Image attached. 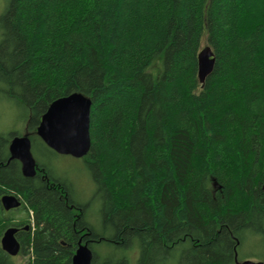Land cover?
<instances>
[{
  "label": "trees",
  "instance_id": "trees-1",
  "mask_svg": "<svg viewBox=\"0 0 264 264\" xmlns=\"http://www.w3.org/2000/svg\"><path fill=\"white\" fill-rule=\"evenodd\" d=\"M202 41L215 63L200 83ZM73 92L91 100L81 158L100 230L36 131ZM1 96L26 119L24 132H0V195L20 197L24 213L0 203V238L18 226L25 259L0 244V264H70L84 243L91 264H129L133 246L136 264H173L175 251L174 264H234L253 235L264 264V0H5ZM14 136L31 141L33 176L11 158Z\"/></svg>",
  "mask_w": 264,
  "mask_h": 264
},
{
  "label": "water",
  "instance_id": "water-1",
  "mask_svg": "<svg viewBox=\"0 0 264 264\" xmlns=\"http://www.w3.org/2000/svg\"><path fill=\"white\" fill-rule=\"evenodd\" d=\"M215 63L214 52L209 46L199 49L197 53L198 80L203 83L212 72ZM91 100L80 92H73L59 97L51 102L46 112L40 118L37 134L45 144L58 154H70L74 157L84 156L90 147L89 114ZM11 158L21 162V169L25 176L36 173V163L31 152V141L26 136H14L9 142ZM264 192V182L262 184ZM2 208L10 210L18 208L21 203L13 194H5L0 198ZM16 227H7L0 238L2 249L11 256H15L21 249L16 237ZM92 251L84 244H78L72 255L70 264H91ZM235 264H263L262 261L244 259Z\"/></svg>",
  "mask_w": 264,
  "mask_h": 264
},
{
  "label": "rangeland",
  "instance_id": "rangeland-1",
  "mask_svg": "<svg viewBox=\"0 0 264 264\" xmlns=\"http://www.w3.org/2000/svg\"><path fill=\"white\" fill-rule=\"evenodd\" d=\"M5 5V0H0V13L2 12ZM204 41L201 43V48L205 47ZM200 48V49H201ZM160 64L159 72L153 73L150 70L151 65L148 67L152 74L154 80H156L161 71V61L157 59ZM154 61V62H155ZM158 69L157 65H154L152 70L156 72ZM25 110L24 108L16 101L8 99L4 96L0 97V132L6 134L12 130L25 131ZM41 149H43L41 147ZM33 156H36V153L32 151ZM45 162L49 164L50 170L55 177L67 179L74 188V196L76 200L85 205L86 208V217L87 220L95 225L97 230H100L99 223V207L100 202L94 198V183L90 176L89 171L86 169L84 161L81 157H74L70 154H46L43 158ZM22 207V206H21ZM19 207L15 212H10L14 220H20L24 213L22 208ZM262 239L261 236H250L244 239V241L239 245V248L236 253L238 261L244 259H250L253 261H260L256 253H262L261 245ZM129 264H136V258L138 254V249L132 247L128 251ZM17 261H24L25 257L21 254H17ZM178 252L175 251L172 256V263H175L177 260ZM262 261V260H261ZM235 264V263H234Z\"/></svg>",
  "mask_w": 264,
  "mask_h": 264
},
{
  "label": "bare ground",
  "instance_id": "bare-ground-1",
  "mask_svg": "<svg viewBox=\"0 0 264 264\" xmlns=\"http://www.w3.org/2000/svg\"><path fill=\"white\" fill-rule=\"evenodd\" d=\"M23 173V172H22ZM5 194H7V193H5ZM5 194H2V195H0V198L3 196V195H5ZM14 195V194H13ZM17 198H18V200L20 201V203L22 204V202H21V198L20 197H18L17 195H15ZM0 203H1V201H0ZM1 206H2V203H1ZM21 206V205H20ZM19 206V207H20ZM16 209V208H15ZM10 227V226H9ZM12 227H16V226H12ZM17 228V227H16Z\"/></svg>",
  "mask_w": 264,
  "mask_h": 264
},
{
  "label": "flooded vegetation",
  "instance_id": "flooded-vegetation-1",
  "mask_svg": "<svg viewBox=\"0 0 264 264\" xmlns=\"http://www.w3.org/2000/svg\"><path fill=\"white\" fill-rule=\"evenodd\" d=\"M21 202H22V200H21ZM21 206H23V203L21 204ZM20 206V207H21ZM19 208V207H18ZM18 208H16V209H18ZM4 210V209H3ZM10 210H14V209H10ZM5 212H8L9 210H4ZM11 226H16V225H11ZM9 227V226H8ZM17 227V231H16V234H17V232H18V229H20V228H18V226H16ZM15 234V235H16ZM247 259V258H246ZM260 260V259H259ZM261 261V260H260Z\"/></svg>",
  "mask_w": 264,
  "mask_h": 264
}]
</instances>
